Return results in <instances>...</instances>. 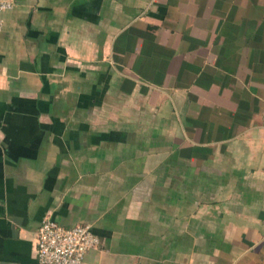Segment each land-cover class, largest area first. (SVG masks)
Listing matches in <instances>:
<instances>
[{
  "label": "crops",
  "instance_id": "obj_1",
  "mask_svg": "<svg viewBox=\"0 0 264 264\" xmlns=\"http://www.w3.org/2000/svg\"><path fill=\"white\" fill-rule=\"evenodd\" d=\"M0 32V264L45 216L84 264H264V0H14Z\"/></svg>",
  "mask_w": 264,
  "mask_h": 264
},
{
  "label": "built area",
  "instance_id": "obj_2",
  "mask_svg": "<svg viewBox=\"0 0 264 264\" xmlns=\"http://www.w3.org/2000/svg\"><path fill=\"white\" fill-rule=\"evenodd\" d=\"M14 0H0V32L4 27L2 12L12 9ZM39 264H84L89 252L99 250L103 239L90 224L65 227L48 213L37 231Z\"/></svg>",
  "mask_w": 264,
  "mask_h": 264
}]
</instances>
